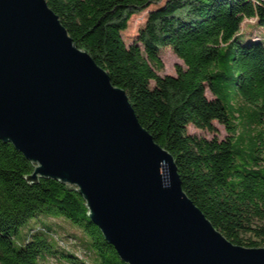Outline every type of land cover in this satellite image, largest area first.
<instances>
[{
	"label": "trees",
	"instance_id": "trees-1",
	"mask_svg": "<svg viewBox=\"0 0 264 264\" xmlns=\"http://www.w3.org/2000/svg\"><path fill=\"white\" fill-rule=\"evenodd\" d=\"M45 1L172 154L193 203L231 242L264 246V41L242 27L252 18L249 25L264 26V0ZM150 5L127 43L128 20ZM165 47L182 61L175 74L158 72ZM214 122L223 138L187 130L215 132ZM32 169L0 139V264H126L86 215L83 198L51 178L28 183ZM57 217L82 231L84 256L49 221Z\"/></svg>",
	"mask_w": 264,
	"mask_h": 264
},
{
	"label": "water",
	"instance_id": "water-1",
	"mask_svg": "<svg viewBox=\"0 0 264 264\" xmlns=\"http://www.w3.org/2000/svg\"><path fill=\"white\" fill-rule=\"evenodd\" d=\"M0 139L75 190L126 264H264L181 187L172 154L45 0H0Z\"/></svg>",
	"mask_w": 264,
	"mask_h": 264
},
{
	"label": "rangeland",
	"instance_id": "rangeland-1",
	"mask_svg": "<svg viewBox=\"0 0 264 264\" xmlns=\"http://www.w3.org/2000/svg\"><path fill=\"white\" fill-rule=\"evenodd\" d=\"M155 6L156 5H150L147 9H145L139 13L133 14L130 17V19L128 20L127 28L122 32V36L127 43L132 41V39L136 36L137 30L140 28V26L143 24V22L145 20L147 11L149 9L155 7ZM252 20H253V18L247 19L246 21H244V24L242 25L243 30L245 32H249L250 30H252L264 41V26L249 25V24L254 23ZM252 27H254V28H252ZM160 58L163 62V67L158 72L161 75H163V74H175V65L177 63H179V64L182 63V61L168 47L161 49ZM214 125L216 127L215 132H209L207 130L198 129V128L191 126V125H189L187 127V130L190 133L194 132L196 134L204 135L206 137H211V136L215 135L218 138H223L226 135V131H225L224 127L217 122H214ZM44 217L45 216L40 215L39 218L43 219ZM34 220H35V218L29 219L26 223V227H29L33 223ZM49 221L51 223L55 224L58 232L60 234H62L63 236L68 234V235L72 236L73 238H75V244L74 245L70 244L69 246H72V248L76 251V253L79 256H84V253L81 250V248L79 247L78 241H77L78 237L83 236L82 231L79 228H77L74 224L69 223L63 217L50 218Z\"/></svg>",
	"mask_w": 264,
	"mask_h": 264
}]
</instances>
